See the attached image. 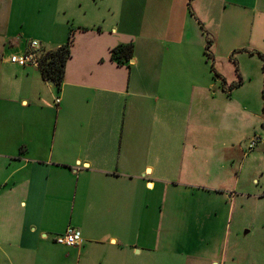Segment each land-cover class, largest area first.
<instances>
[{"label": "crops", "instance_id": "crops-1", "mask_svg": "<svg viewBox=\"0 0 264 264\" xmlns=\"http://www.w3.org/2000/svg\"><path fill=\"white\" fill-rule=\"evenodd\" d=\"M69 39L60 87L9 62ZM247 50L264 55V0H0L6 264H264V224L242 248L235 214L263 107ZM68 227L80 247L54 242Z\"/></svg>", "mask_w": 264, "mask_h": 264}, {"label": "rangeland", "instance_id": "rangeland-1", "mask_svg": "<svg viewBox=\"0 0 264 264\" xmlns=\"http://www.w3.org/2000/svg\"><path fill=\"white\" fill-rule=\"evenodd\" d=\"M88 1L92 3L94 0ZM95 1L99 7H102L104 4L106 7V3L108 4L109 0ZM221 58L224 59H217L219 64L215 63V66H225L228 68L231 67L233 72L237 71L236 63L233 62L235 61L234 57L222 56ZM208 63L210 67L214 65L212 56L208 58ZM210 69L212 70V68ZM254 86L255 85L252 83L247 84L246 90L255 91L256 88ZM243 90H245V88H243ZM261 109L262 108L260 107L258 110L259 118L256 120L255 129L253 130L255 135L253 136L251 134L253 136L252 138L250 137V139H248L246 137L247 139H244L247 144H245L246 148L243 150L245 158L242 157L243 174H237V176H240V179L238 181V188L236 189H238L239 194H243V196H240L237 199V209L235 210V214L237 212L240 214L243 231L242 233H246L249 230L248 227L250 224H252L254 227L252 234L248 235L247 237H243L242 248L249 246L251 238L255 235H259V232L262 231L260 225L264 224V128L261 126ZM254 139L257 141L255 146L251 149L249 145ZM0 264H6V262L1 257Z\"/></svg>", "mask_w": 264, "mask_h": 264}, {"label": "trees", "instance_id": "trees-1", "mask_svg": "<svg viewBox=\"0 0 264 264\" xmlns=\"http://www.w3.org/2000/svg\"><path fill=\"white\" fill-rule=\"evenodd\" d=\"M71 40L69 39L68 42L61 46L60 48L49 51L43 55V57L40 60V71L42 74V77L47 80L54 83L57 87H60L63 77H64V68L66 61L69 59V47H70ZM116 51H120L122 54H124L127 58L132 54L133 49L131 46H127L124 48L116 49ZM115 50L113 53H117ZM247 52L252 55H256L263 63L262 65V73H263V87L261 91V97L263 101V107H262V123L261 126L264 128V55L260 52L251 50ZM207 58H210L211 56L206 51ZM236 63L235 61H233ZM213 71V66L211 67ZM237 68V67H236ZM240 85V81L234 83L231 85V88L238 87Z\"/></svg>", "mask_w": 264, "mask_h": 264}, {"label": "built area", "instance_id": "built-area-1", "mask_svg": "<svg viewBox=\"0 0 264 264\" xmlns=\"http://www.w3.org/2000/svg\"><path fill=\"white\" fill-rule=\"evenodd\" d=\"M47 53L40 50L37 41H31L29 50L22 55H15L9 58V62L21 68H32L40 70V60ZM256 139L250 143L252 149L256 144ZM54 242L57 245L66 247H80L83 244L81 232L73 227H68L62 234L55 237Z\"/></svg>", "mask_w": 264, "mask_h": 264}]
</instances>
